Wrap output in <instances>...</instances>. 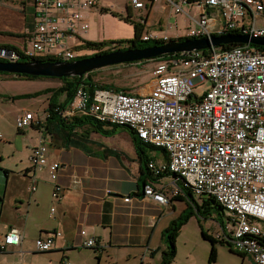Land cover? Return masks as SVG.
Wrapping results in <instances>:
<instances>
[{
  "label": "built area",
  "instance_id": "2783aa9c",
  "mask_svg": "<svg viewBox=\"0 0 264 264\" xmlns=\"http://www.w3.org/2000/svg\"><path fill=\"white\" fill-rule=\"evenodd\" d=\"M153 1L127 0L126 9L147 26L148 3ZM164 1L175 14L181 13L184 5L198 6L199 16L189 29V40L224 35L264 37L262 0ZM31 2V28L22 34L26 38L0 43V61L53 57L68 62L81 57L75 47L81 44L78 35L88 28L82 13L101 9L103 0ZM154 35L158 34H143L141 39L154 40ZM147 86L136 92L96 88L91 94L78 87L61 116L84 115L126 127L143 144L166 152V163H147L150 174L173 175L180 188L214 199L231 215L233 228L224 227V233H230L227 242L231 249L254 264H264V48L238 44L174 54L155 64ZM33 120V114L25 112L16 119V128L31 127ZM46 150L45 142L32 146L31 165L36 170L48 169L54 183L52 197L59 199L60 164L48 163ZM143 196L158 204L167 202L162 190L149 183L143 186ZM129 200L124 197L125 202ZM83 234L80 230L79 235ZM20 242V232L10 229L0 240V252ZM52 244L51 237L36 239L35 250L47 252ZM84 244L94 247L93 239Z\"/></svg>",
  "mask_w": 264,
  "mask_h": 264
},
{
  "label": "crops",
  "instance_id": "0c3cea01",
  "mask_svg": "<svg viewBox=\"0 0 264 264\" xmlns=\"http://www.w3.org/2000/svg\"><path fill=\"white\" fill-rule=\"evenodd\" d=\"M21 1L23 30L14 34L15 27L4 21L0 43L20 42L26 23H31L32 4ZM156 1L148 5L147 26L154 22L152 7ZM160 1L175 14L166 1ZM185 7L188 9L184 11ZM194 7L197 11L192 13ZM182 9L176 15L183 14L194 23L200 12L198 6L188 4ZM1 16L7 18L6 14L0 13V19ZM46 80L56 82V88L61 85L59 80ZM7 96L11 97L0 93V105L13 102ZM3 110L6 107L0 108V118L7 128H2L0 137V240L10 229H17L21 242L0 252V264H162L163 253L167 251L164 233L184 212L177 203L184 202L187 208L185 200L173 199L183 196L173 175L153 177L147 169L149 162L166 163V152L143 144L134 134L135 141L128 129L120 126L112 129L113 125L108 123L104 129L111 134L84 129L82 132L88 133V139L80 147H63L56 137L36 128L44 118L33 115L32 126L18 130L16 119L24 112L17 111L10 118ZM41 142L47 145L48 163L60 164L59 199L52 197L54 183L48 169L36 170L31 165L30 148ZM147 183L162 190L167 202L158 204L144 197L143 186ZM127 196L130 200L125 202ZM80 230L83 235H79ZM202 231L216 240L213 244L216 257L212 262L209 261L212 245L207 240L209 253L202 258L205 248ZM49 237L53 239L51 249L37 252L35 240ZM228 237L230 234L223 231L211 234L192 216L180 228L175 257L168 264H218L219 246H226L229 253L241 257V264L244 261L253 264L249 257L230 250ZM88 239H93L94 247H85Z\"/></svg>",
  "mask_w": 264,
  "mask_h": 264
},
{
  "label": "rangeland",
  "instance_id": "374dc122",
  "mask_svg": "<svg viewBox=\"0 0 264 264\" xmlns=\"http://www.w3.org/2000/svg\"><path fill=\"white\" fill-rule=\"evenodd\" d=\"M107 1V2H106ZM102 4V8L98 9H89L82 13L83 18L88 24V28L85 32L80 33L79 38L84 42H95L102 43L104 50L113 51L115 49H124L129 46L127 41L133 38V26L130 22H125L126 18V0H106ZM147 1V0H146ZM21 2V3H20ZM32 4L31 0H28ZM150 3H148L149 5ZM187 10L188 8L185 7ZM153 18L150 26H145L144 33L149 35L153 32L158 35H154L155 39H163L166 37V40L176 39V38H187L190 27H193L195 23L188 19L183 14L176 15L171 12V10L166 7L160 0H157L152 7ZM197 8H192L191 12L195 13ZM0 13L6 14L7 18L1 16L0 19V28H3V22L7 21L8 24H12L15 28L12 29V33L20 34L23 30L22 26L23 20L21 17L22 13V1L21 0H0ZM17 14V15H14ZM136 14V13H135ZM147 14V13H146ZM145 14V15H146ZM132 16V14H131ZM160 20L162 23L158 22ZM131 22H138V16L134 15L130 18ZM177 25L176 28L172 27ZM17 26V27H16ZM31 28L30 21L26 23L24 33H28ZM162 29V30H161ZM4 32L5 30H2ZM15 31V32H14ZM177 31V33H176ZM178 34V35H177ZM9 41H4L11 43ZM118 42V43H117ZM121 42V43H119ZM123 42V43H122ZM27 49H30V43H27ZM95 51L90 49H81L76 51V54L81 56H91ZM155 63L146 62L141 64H130V65H120V66H109L102 69H99L94 73L93 79L99 85H111L113 88H119L123 90H135L145 91L148 87L147 85L151 83L152 80V71ZM0 93H5V95L13 96H24V95H33L35 93H40L37 96L31 97H17V99H11L13 102H9L7 105H0V108L3 110L10 118L16 116V112H31L34 116H40L44 118V111L48 105L49 93L44 94V90L48 88L55 89L56 82L53 80H46L44 78L37 80H26L24 78H17L15 75H1L0 76ZM59 82V81H58ZM61 96L58 97V100ZM57 100V101H58ZM8 107V108H7ZM0 134L2 135L3 130L7 128L6 122L3 118H0ZM123 138V136H119ZM193 201L198 207L201 206L203 196L192 194ZM189 205L192 207V211L197 218L200 220V225L215 234L216 231L222 233L223 229L219 223L223 222L224 227L233 228V221L230 213L224 212L223 216L220 217L214 210H211V216L207 219L202 218L196 214L194 205L188 201ZM181 210L186 209V204L184 202L177 203ZM219 220V223H218ZM256 224L259 227H263L262 223L256 221ZM205 231V230H204ZM205 248L203 251V257L209 253V246L207 241H203ZM202 256V255H201ZM218 264H241L242 258L228 252L226 246H219L218 253ZM243 264H248L246 261ZM254 264V263H253Z\"/></svg>",
  "mask_w": 264,
  "mask_h": 264
},
{
  "label": "trees",
  "instance_id": "16d2710c",
  "mask_svg": "<svg viewBox=\"0 0 264 264\" xmlns=\"http://www.w3.org/2000/svg\"><path fill=\"white\" fill-rule=\"evenodd\" d=\"M131 13L129 9L127 8V13H126V18L124 19L125 22H130L133 26V38L127 43L129 46L124 49H115L113 51H120V50H126V49H131V48H146L154 45H162L166 44L169 42H183L185 40H189L188 38H176V39H169V40H163V39H154V40H148V41H143L141 39L144 29H145V24L140 23L139 21L137 22H131ZM1 34V33H0ZM9 35V34H5ZM11 35V34H10ZM22 38H26V35L19 36ZM118 43V42H117ZM121 43V42H119ZM123 43V42H122ZM224 49L230 48V46H222ZM260 49H263L264 47H259ZM75 49L81 50V49H90L95 51V53L91 56L95 55H100V54H105V53H110L113 51L110 50H104L103 49V44L102 43H95V42H84L81 41V44L76 46ZM91 56H81L76 59H81V58H86V57H91ZM173 54L170 55H164L155 59H150V60H143L140 62H135V63H126V64H120V65H130V64H141V63H146V62H161L165 60H169ZM177 56V55H175ZM26 61H34V62H55V61H60L56 58L53 57H32V58H21L20 62H26ZM154 64V65H155ZM116 65V66H120ZM114 67V66H113ZM96 71L90 72L88 74H85L83 77L78 78V77H66V78H47V77H36V76H29V75H15L17 78H24L26 80H37V79H56L61 81V85L58 88L52 89L48 88L44 90V94L49 93L48 97V105L47 108L44 111V120L42 123H39L36 128L42 129V132L49 136V137H56L61 145L63 147H68V146H75V147H80L82 142L84 140L88 139V133H83L84 129H90L93 132L101 133V134H111L112 132L106 131L104 129V124L105 123H100L96 121L95 119L89 117V116H84V115H77L71 118H63L61 116V111L65 110L66 107L70 104L72 101L75 91L78 87L83 86L90 94L95 90L96 88L99 89H110L113 88L111 85H99L94 81L93 75ZM1 75H12V74H7V73H1ZM1 78V77H0ZM117 89V88H115ZM117 90H120L119 88ZM40 93H35L33 95H24V96H13L11 99H17V97H31V96H37ZM61 96V98L58 100V97ZM63 97V98H62ZM58 100V101H57ZM119 126L113 125V128H116ZM123 127V126H120ZM126 128V127H124ZM128 129V128H126ZM133 138L136 141V138L134 137L133 131L128 129ZM83 131V132H82ZM180 188V186H179ZM183 193V196H176L173 199L177 200H185L187 202V208L184 210V212L181 214V216L178 218L176 222H173L165 231L164 233V240L167 245V251L163 253V260L162 264H168L174 257L176 253V239L179 233L180 228L192 217L195 216L192 207L189 205L188 201H190L194 205V209L196 210V214L202 218L207 219L208 217L211 216L212 211L214 210L218 216L222 217L223 213L225 212L222 207H220L212 198H204L202 200V204L200 207L196 205V203L193 201L192 194L189 190L181 188L180 189ZM184 197V198H183ZM200 222V220L198 219ZM219 223V220H218ZM220 226L224 231V226L223 222L219 223ZM230 234V233H229ZM202 236L204 240H207L210 242L212 245L211 251L209 253V261L212 262L215 260L216 253H215V248L213 247V244L215 243V239L211 236H209L206 232L202 231ZM230 250L240 256H243V254H239L235 251H233L231 248Z\"/></svg>",
  "mask_w": 264,
  "mask_h": 264
},
{
  "label": "water",
  "instance_id": "95a60500",
  "mask_svg": "<svg viewBox=\"0 0 264 264\" xmlns=\"http://www.w3.org/2000/svg\"><path fill=\"white\" fill-rule=\"evenodd\" d=\"M238 44H250L264 47V37L249 38L245 35H224L210 40L190 39L183 42H169L162 45H154L142 49L131 48L91 57L76 59L74 61L55 62H1L0 72L12 75H29L47 78H81L90 72L126 63H135L143 60L155 59L164 55L180 54L194 50H203L210 46H229Z\"/></svg>",
  "mask_w": 264,
  "mask_h": 264
},
{
  "label": "bare ground",
  "instance_id": "6f19581e",
  "mask_svg": "<svg viewBox=\"0 0 264 264\" xmlns=\"http://www.w3.org/2000/svg\"><path fill=\"white\" fill-rule=\"evenodd\" d=\"M253 262V261H252Z\"/></svg>",
  "mask_w": 264,
  "mask_h": 264
}]
</instances>
